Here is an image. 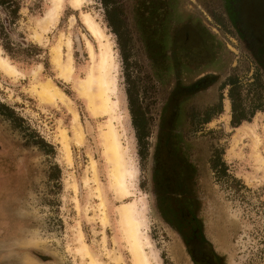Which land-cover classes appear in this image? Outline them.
I'll use <instances>...</instances> for the list:
<instances>
[{
	"label": "rangeland",
	"instance_id": "obj_1",
	"mask_svg": "<svg viewBox=\"0 0 264 264\" xmlns=\"http://www.w3.org/2000/svg\"><path fill=\"white\" fill-rule=\"evenodd\" d=\"M119 2L123 14L119 32L126 42V65L120 39L109 26L107 9L100 0H85L80 7L73 0H63L56 26L43 35L42 43L34 39V34H41L39 23L46 18L55 1L23 0L22 17L12 39L21 43L23 36L26 43L41 51H33L28 59H12L0 42L3 56L23 74V77L12 79L0 70V163L2 178L8 180L0 188L3 198H0V232L8 231L13 223L15 214L10 207H15L21 221L20 235L14 246L5 241L0 243V264H90V260L77 251L81 249V235L99 264H139L118 215L125 204L141 209L139 217L146 221L143 228L145 251L151 264H191L181 240L161 219L156 207L159 203L153 194L155 126L159 127V116L166 105L163 104L164 91L168 95L171 91L170 83L167 90H163L155 78L158 41H170L178 51L188 48L200 53L205 46V35H215L227 57L228 71L235 70L244 94L254 82L255 67L251 64L252 58L240 52L235 34L230 31L227 36L225 25L221 26L216 20V16L221 15L222 0ZM232 6L230 10L237 19L244 16L252 21L250 14L256 16L264 0H233ZM85 15L98 23L112 44L118 81V95L116 99L112 97V102L118 99V108L109 115H92L85 99L76 90V83L86 79L90 67L87 40L99 52V43L83 24ZM67 38L71 40L74 59L70 80L63 79L52 54L53 48L62 41L66 61ZM204 76L203 73L188 85ZM46 80L64 93L63 101L42 104L33 87ZM129 85L137 88L133 98L136 106L148 114L152 133L146 141L138 140L132 122ZM220 111L204 128L210 130L211 136L195 141L199 149L205 150L206 157L211 155L209 146H218L226 166V173L222 171L216 175L206 167L205 185L213 221L220 234L217 246L221 251L226 250L227 264H264V112H257L250 122L236 129L231 122L230 104L226 102ZM75 113L80 124L77 129L74 128ZM109 124L115 129L124 161L133 163L134 186L124 197L112 187L115 164L109 161L102 142ZM62 131L70 139L72 164L61 144ZM257 153L262 166L257 161ZM93 166L95 176L90 170ZM86 180H89L88 185ZM96 188L100 189L105 205V225ZM8 200H12L13 205L10 203L8 207Z\"/></svg>",
	"mask_w": 264,
	"mask_h": 264
},
{
	"label": "flooded vegetation",
	"instance_id": "obj_2",
	"mask_svg": "<svg viewBox=\"0 0 264 264\" xmlns=\"http://www.w3.org/2000/svg\"><path fill=\"white\" fill-rule=\"evenodd\" d=\"M232 5L233 0H222L219 8L221 15L219 18L216 16V20L221 26L225 25L227 36L231 31L238 38L242 55L252 58L255 77L250 85L258 81L264 82V6L256 16L250 14V21L244 16L237 19L233 10H230L233 9ZM220 25L218 26L221 27ZM189 39L187 36L186 40ZM205 39L203 52H200L202 54L188 48L185 49L187 51L182 48V51H178L170 41H158L155 78L163 90L170 83L171 91L169 95L164 91L166 98L163 104L166 105H163L159 116V127L155 126L153 194L155 201L159 203L156 207L161 219L181 240L191 264H227L226 250L221 251L217 246L220 234L213 221L212 206L205 185L208 175L206 167L209 166L213 175L221 174L222 166L215 167V161L220 159L223 162V154L219 153L218 146L212 145L208 149L211 155L206 157L205 150L199 149L195 141L211 136L210 130L204 128L211 123L212 116L221 113L226 102L231 106V122L233 121V100L230 96L233 86L230 82L235 79L242 87L243 85L233 72L235 70L231 68L228 71L227 57L221 51L220 40L209 33L205 35ZM203 73L204 77L188 85ZM132 100L134 101L133 98ZM139 110L140 117L144 120L141 141H146L152 133L150 121L143 108L139 107ZM132 122L134 124V120ZM245 122L250 120L242 124ZM241 125L234 127L237 129ZM1 152L0 145V154ZM3 175L0 163V188L8 181L2 178ZM10 203L13 205L12 200L6 201L8 207ZM10 208L15 214L13 223L11 227L8 225V231L0 232V243L5 241L14 246L20 235L21 221L15 207Z\"/></svg>",
	"mask_w": 264,
	"mask_h": 264
},
{
	"label": "bare ground",
	"instance_id": "obj_3",
	"mask_svg": "<svg viewBox=\"0 0 264 264\" xmlns=\"http://www.w3.org/2000/svg\"><path fill=\"white\" fill-rule=\"evenodd\" d=\"M54 1L55 3L51 11L46 14V18L39 23V28L42 31L41 34H34V39L39 43L43 42V35L48 34L53 28H55L57 19L59 18L63 0ZM84 2L85 0H73V3L77 7H80ZM83 24L85 25L87 31L91 34V36L99 43V52L95 49L93 44L89 40H87V48L90 54V67L86 79H82L81 81L76 83V90L85 99L84 101L86 102L87 107L92 115H109L110 111L118 108V99L117 101L115 100L116 102H112V97L114 96V99H116L118 95V81L116 75L117 66L115 64V59L111 48L112 44L101 27L98 25V23H96L91 17L85 15ZM65 47L68 51V53H66V61L63 58L64 54L62 41L53 48V61L54 64H56V66H58V68L60 69L63 79L65 77L67 80H70V76L74 73V59L72 56V43L69 38L65 40ZM0 70L3 74L12 79L23 77V74H21L16 69V67L11 64L6 57L3 56L1 49ZM33 92L36 94L42 104H55L58 101H63V98L65 97L64 93H62L59 88L50 80H46L44 82L36 84L33 87ZM79 125V117L78 114L75 113L74 128H79ZM77 136L79 140L82 139L80 133H78ZM60 137L61 144L63 145V148L67 153L68 162L72 164L73 155L70 147V139L65 131L61 132ZM102 142L104 148H106V154L109 161L114 162L115 164V167L113 168L111 174L112 187L121 197H124L129 194V188H133L134 186L133 163L127 159L126 161H124L120 153L121 151L117 135L112 124H109L106 131L104 132L102 136ZM257 161L261 163V166L263 165L262 159L260 158L258 153ZM91 165L93 164L91 163ZM91 168L92 169L90 170L92 171V173H94L95 176L94 166ZM93 182H97L96 177H94ZM88 183L89 180H86L85 184L88 185ZM75 191H78L77 187ZM95 193L96 197L101 202V215L103 217V222L105 225L106 214L102 193L99 188H96ZM140 214V208L135 205L128 206L126 204L121 206L118 213L121 220L120 223H122L125 233L127 234L132 254L136 257L139 264H151L145 251L147 245L145 242V237L143 235V228L146 224V221L141 220V218L139 217ZM79 243L81 244V249L77 250L78 254H82L85 258L90 260V264H99V262L96 261L93 254L85 244L84 237L82 235L79 237Z\"/></svg>",
	"mask_w": 264,
	"mask_h": 264
},
{
	"label": "trees",
	"instance_id": "obj_4",
	"mask_svg": "<svg viewBox=\"0 0 264 264\" xmlns=\"http://www.w3.org/2000/svg\"><path fill=\"white\" fill-rule=\"evenodd\" d=\"M107 9V22L114 30V33L120 39V51L124 64L128 60L126 55V42L123 41L120 35L122 27L123 14L119 2L120 0H100ZM23 8V0H0V42L3 50L12 57V59L22 58L28 59L33 51H41L30 43H26L23 36L21 43H15L12 35L18 27V22L21 19V11ZM120 35V36H119ZM126 78V77H125ZM129 84L131 83L130 76L127 75ZM230 85L233 86L230 90V96L233 100V121L234 126H239L244 121H249L257 112H264V82L258 81L249 86L246 94L244 88L237 80H231ZM136 86L129 85L128 95L130 98L131 112L134 120V127L137 130L139 141L143 139L144 120L140 117L139 107L136 106L134 94ZM222 166V171L226 173V166L220 160L215 161V167Z\"/></svg>",
	"mask_w": 264,
	"mask_h": 264
}]
</instances>
